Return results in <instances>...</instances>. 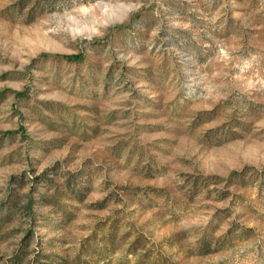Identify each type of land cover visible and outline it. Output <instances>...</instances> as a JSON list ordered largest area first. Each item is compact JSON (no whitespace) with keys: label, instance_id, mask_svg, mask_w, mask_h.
I'll use <instances>...</instances> for the list:
<instances>
[{"label":"rangeland","instance_id":"1","mask_svg":"<svg viewBox=\"0 0 264 264\" xmlns=\"http://www.w3.org/2000/svg\"><path fill=\"white\" fill-rule=\"evenodd\" d=\"M0 264H264V0H0Z\"/></svg>","mask_w":264,"mask_h":264},{"label":"trees","instance_id":"2","mask_svg":"<svg viewBox=\"0 0 264 264\" xmlns=\"http://www.w3.org/2000/svg\"><path fill=\"white\" fill-rule=\"evenodd\" d=\"M62 59L67 60V61L72 62V63H78V62L82 61V59L78 56L62 57Z\"/></svg>","mask_w":264,"mask_h":264}]
</instances>
